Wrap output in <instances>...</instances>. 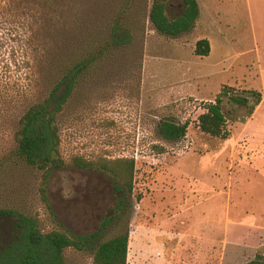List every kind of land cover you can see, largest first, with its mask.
<instances>
[{
	"label": "rangeland",
	"instance_id": "obj_1",
	"mask_svg": "<svg viewBox=\"0 0 264 264\" xmlns=\"http://www.w3.org/2000/svg\"><path fill=\"white\" fill-rule=\"evenodd\" d=\"M138 1L150 10L153 0ZM169 1L166 14L175 20L185 6ZM196 1L198 17L177 37L145 19L130 45L128 38L101 47L116 6L129 10V0H0V209L35 219L43 234L95 236L83 251L66 250L64 264H92L99 243L127 231V264H196L189 247L213 248L207 264L264 261V0ZM203 39L207 57L195 54ZM91 44L102 52L58 115L66 165L52 173L45 202L41 172L16 156L14 134L24 112L64 77L71 56ZM224 86L262 95L254 117L224 101L226 140L198 128ZM164 121L187 123L185 137L164 141ZM74 158L133 160L132 191L96 166L73 167ZM11 229L0 218L3 244Z\"/></svg>",
	"mask_w": 264,
	"mask_h": 264
},
{
	"label": "trees",
	"instance_id": "obj_2",
	"mask_svg": "<svg viewBox=\"0 0 264 264\" xmlns=\"http://www.w3.org/2000/svg\"><path fill=\"white\" fill-rule=\"evenodd\" d=\"M166 1V2H165ZM185 6L183 14L170 19L166 14L169 0H153L150 10L148 5L138 0H129L126 4L116 6L110 21V37L101 47L120 46L134 41L135 34L143 28L145 19L153 25L161 35L177 37L190 30L198 17L199 7L196 0H177ZM90 45V44H89ZM82 55L80 52L70 58L66 74L51 90L47 99L32 105L21 116L17 131L14 134L15 154L27 165L41 172L40 193L43 201H47L48 181L54 171L65 167L60 154V136L57 123L58 115L71 97L83 72L97 60L101 47L92 45ZM210 52L209 42L205 39L196 43L195 54L207 57ZM246 109L251 117L262 102L258 91L243 90L241 94L229 86L222 87L214 102L207 104L206 112L198 118L199 130L210 137L226 140V118L222 112L225 100ZM244 122V121H243ZM188 124L164 121L158 129L159 136L167 142H177L185 137ZM72 166L77 169L94 167L109 172L114 178L124 183L128 192L133 188V160H117L112 164H92L82 158H74ZM119 187L115 188L120 192ZM0 218L12 223V236L2 243L0 239V264H64V252L68 249L83 251L95 236L77 237L64 232L53 231L43 234L35 219L14 210L0 209ZM129 249V232H125L97 245L92 264H127ZM247 264H264L261 257L256 256Z\"/></svg>",
	"mask_w": 264,
	"mask_h": 264
},
{
	"label": "crops",
	"instance_id": "obj_3",
	"mask_svg": "<svg viewBox=\"0 0 264 264\" xmlns=\"http://www.w3.org/2000/svg\"><path fill=\"white\" fill-rule=\"evenodd\" d=\"M256 111L255 112L258 113V110H256ZM256 113L254 115H256ZM254 115H253V117H254ZM179 244L183 245V242L182 243H179ZM185 251L186 252H191V256L188 257V260H194V261L198 262L196 264H201V263L202 264H207V261L213 260L214 255H215V250H213V248H210L208 250L206 249V251H205V249H198V248H195L194 249V248H190L189 247V248L185 249ZM203 253H205V254H203ZM229 255H230V253H224V254L222 253L221 255H219L217 257L219 259H225V260H227V262H230L231 255L230 256ZM232 255L233 256L235 255V258L236 259L238 258V255H237L236 252L234 254H232Z\"/></svg>",
	"mask_w": 264,
	"mask_h": 264
}]
</instances>
